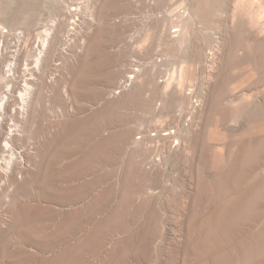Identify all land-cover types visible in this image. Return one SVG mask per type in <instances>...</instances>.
I'll return each mask as SVG.
<instances>
[{
  "label": "rangeland",
  "instance_id": "1",
  "mask_svg": "<svg viewBox=\"0 0 264 264\" xmlns=\"http://www.w3.org/2000/svg\"><path fill=\"white\" fill-rule=\"evenodd\" d=\"M94 1L95 19L89 0H0L28 68L34 38L78 9L7 186L0 264H264V0H156L184 37L147 0Z\"/></svg>",
  "mask_w": 264,
  "mask_h": 264
},
{
  "label": "bare ground",
  "instance_id": "2",
  "mask_svg": "<svg viewBox=\"0 0 264 264\" xmlns=\"http://www.w3.org/2000/svg\"><path fill=\"white\" fill-rule=\"evenodd\" d=\"M88 1V0H87ZM151 4L155 5V21L157 26H160V29L162 32H168V33H176L175 36L182 37L186 30H183V28L179 25V21H183L182 19H179V13L175 18H171L170 22H167L163 17L165 12L160 10L158 8V5L160 7V4H156V0H147ZM161 1V0H160ZM71 6L75 5L74 1H70ZM101 5L100 1L97 2ZM127 3V2H126ZM84 5V4H83ZM96 5L95 1L89 0L88 4H86V12L88 14L89 18L95 19L98 14V6ZM163 5V3H162ZM102 6V5H101ZM168 7V6H167ZM132 9V8H131ZM179 9V8H178ZM67 10V9H66ZM65 10V11H66ZM77 8H69L66 11V22L65 23H57L56 20L53 22L52 26L50 28L45 29V34L41 33L44 37L34 38L33 48L36 52V57L34 59V64L32 67L28 68L26 64L23 62V55H22V49L21 45H24L25 41L22 40V37L24 36H18L16 40L13 42L11 39L6 38L4 39L3 34L0 33V37H3V47H2V53L4 56L3 62L0 65V72L3 74V76L8 77L10 82L7 84L6 93L3 96H0V209L1 207H5V200L7 199V186L12 183V180L14 182H18L21 177H23V168L26 166V157L24 156L23 152L27 149V145L34 140H31L32 131L34 129H29L28 127H31L34 120V109L39 104L38 101V88L39 83L43 75L47 72V68L50 65V62L53 61V57L56 55L57 51L59 50L60 46L64 43V41L67 39V36L71 33V31L74 29L76 25V19L75 16L77 13ZM150 10V9H149ZM102 11V10H101ZM100 12V15L104 12ZM179 11V10H177ZM182 12V11H181ZM154 13V12H153ZM105 14V13H103ZM99 15V14H98ZM187 15V14H186ZM124 16V15H123ZM185 20V19H184ZM64 22V21H63ZM51 23V22H50ZM51 25V24H50ZM150 28V27H149ZM153 28V26H152ZM173 28L175 30H173ZM155 29V27H154ZM73 32V31H72ZM31 33V32H30ZM167 33V34H168ZM187 34V33H186ZM30 35V34H29ZM166 35V34H165ZM35 36V35H33ZM38 36H40L38 34ZM163 36V35H162ZM168 36V35H167ZM30 37V36H29ZM42 37V36H41ZM176 37V38H177ZM184 37V36H183ZM131 39L133 37H130ZM175 38V39H176ZM250 39V38H249ZM125 40V39H124ZM129 40L125 41L124 44L128 47ZM28 41V39H27ZM68 41V40H67ZM86 42V41H85ZM81 44L84 43V38L80 42ZM133 43V42H132ZM120 44V43H119ZM2 45V43H1ZM64 45V44H63ZM84 45V44H83ZM135 45V44H134ZM25 46V45H24ZM132 46V45H130ZM81 47V46H80ZM11 48H14L11 50ZM133 48V47H132ZM61 50V49H60ZM77 50V49H76ZM82 51V48H81ZM58 57V56H56ZM55 57V58H56ZM54 58V59H55ZM133 60V59H131ZM56 61V60H55ZM134 61H136L134 59ZM153 62V61H151ZM52 64V63H51ZM54 64V63H53ZM132 66L129 68V72L134 73V75L129 76L130 78H127L126 81H130L132 84V78H134L135 74L138 73V68L135 69ZM129 66V65H128ZM149 66V65H148ZM261 66V65H260ZM251 70V69H250ZM50 71V70H49ZM261 73V72H260ZM47 74V73H46ZM48 75V74H47ZM141 75V74H140ZM45 77V76H44ZM211 77V76H210ZM50 78V77H49ZM32 80V81H30ZM46 80V79H45ZM44 81V80H42ZM121 83V82H119ZM129 83V84H130ZM44 84V83H42ZM129 84L124 85V88L127 87ZM45 85V84H44ZM43 87V86H42ZM57 87V86H56ZM120 87V86H119ZM123 87V86H122ZM61 88V87H60ZM40 89V88H39ZM52 90V89H51ZM50 90V91H51ZM63 94L66 96L67 100L72 104L74 102L73 96L74 94L71 93L70 88L68 87V84L66 83L63 85ZM41 92L42 91L41 89ZM18 93L19 97V104L15 105L12 103L14 100L15 94ZM52 93L55 94V92ZM58 93V92H57ZM51 94L50 92L48 95ZM151 94V93H150ZM47 96V94H45ZM53 95V94H51ZM58 95V94H56ZM62 95V94H59ZM63 95V96H64ZM41 96V95H40ZM43 96V95H42ZM41 96V98H42ZM62 96V97H63ZM49 97V96H48ZM47 97V98H48ZM60 97V96H59ZM104 97V96H103ZM40 98V97H39ZM46 98V97H45ZM54 98V97H53ZM65 98V99H66ZM134 98V97H133ZM44 99V98H43ZM56 99V98H55ZM60 99V98H59ZM53 100V99H52ZM49 101V100H48ZM66 102V100H64ZM44 102V101H43ZM53 102V101H51ZM49 101V103L51 104ZM56 102V101H54ZM46 103V102H45ZM57 104V103H56ZM68 104V102H67ZM66 104V105H67ZM46 105V104H45ZM49 105V104H47ZM54 104H52L53 106ZM40 108V107H39ZM50 108V107H49ZM41 109V108H40ZM45 109V108H44ZM39 110V109H38ZM55 110V109H54ZM37 111V110H36ZM38 113V111H37ZM40 115V114H36ZM62 115V114H61ZM64 115V114H63ZM37 117V116H36ZM41 117V115H40ZM43 118V117H42ZM36 119V118H35ZM39 119V118H38ZM37 120V119H36ZM36 122V121H35ZM33 126V125H32ZM36 126V125H35ZM34 126V127H35ZM102 126V125H101ZM22 127V129L20 128ZM52 128V126L50 127ZM55 129V128H54ZM150 130V129H149ZM35 131V130H34ZM38 131V129H37ZM41 133L43 134L44 129H40ZM59 133V132H58ZM122 133V132H121ZM38 134V133H37ZM41 134V135H42ZM54 134V133H53ZM65 134V133H64ZM166 133L165 135H167ZM44 135L45 132H44ZM49 135V134H48ZM146 135V134H145ZM38 137V135H36ZM53 135H51L52 137ZM169 136V135H168ZM167 136V137H168ZM36 137V139H37ZM42 138V136H40ZM46 137V136H45ZM50 137V138H51ZM67 137V136H66ZM163 137V136H162ZM161 137V138H162ZM140 138V137H139ZM40 139V138H39ZM54 140V139H53ZM40 141V140H39ZM52 141V140H51ZM20 142V144H23V148L17 147V143ZM38 142V141H37ZM42 142H45L42 141ZM49 142V141H46ZM53 142V141H52ZM39 143V142H38ZM37 143V144H38ZM106 143V142H105ZM127 143V142H126ZM135 143V142H134ZM40 144V143H39ZM42 144V143H41ZM50 144V143H49ZM53 144V143H52ZM158 144V143H157ZM30 145V144H29ZM44 145V144H43ZM42 146V145H41ZM46 146V145H45ZM49 146V145H48ZM138 146V145H137ZM31 147V146H30ZM36 147V146H35ZM51 147V146H50ZM166 147V146H165ZM37 148V147H36ZM39 148V147H38ZM114 148V147H113ZM44 149V148H43ZM55 149V148H54ZM150 150V149H149ZM37 151V149H36ZM49 151V148H48ZM54 151V150H53ZM120 151V150H119ZM140 151V150H139ZM28 152V150H27ZM34 153H36L34 151ZM45 153V152H44ZM47 153V152H46ZM53 153V152H52ZM42 154V153H41ZM64 154V153H63ZM36 155V154H35ZM51 155V154H50ZM44 156V155H43ZM42 157V156H41ZM36 158V157H35ZM45 158V157H44ZM38 160V157L36 158ZM33 160V159H32ZM43 160V159H42ZM40 161V160H39ZM47 161V160H46ZM35 162V161H33ZM43 161H41L42 163ZM45 162V160H44ZM64 163V162H63ZM103 163V162H102ZM28 164V163H27ZM40 164V163H39ZM43 164V163H42ZM29 166V164H28ZM37 166V165H34ZM77 166V165H76ZM98 167V166H97ZM29 168V167H28ZM27 170V169H26ZM42 170V169H41ZM39 171V169H38ZM28 173V172H27ZM153 174V173H152ZM27 176V174H26ZM39 176V175H38ZM36 176V177H38ZM30 177V175H29ZM26 178V177H25ZM28 178V177H27ZM60 178V177H59ZM23 179V178H22ZM21 179V180H22ZM34 179V178H33ZM33 179H30L33 181ZM37 179V178H36ZM39 179V178H38ZM37 179V180H38ZM55 180V179H54ZM39 181V180H38ZM36 182V181H34ZM55 182V181H54ZM59 182V181H58ZM64 183V182H63ZM32 184V183H30ZM34 184V183H33ZM35 185V184H34ZM16 185L14 184V187ZM29 186V184H28ZM36 186V185H35ZM101 186V185H100ZM22 187V186H21ZM33 187V186H32ZM98 187V186H97ZM12 188V187H11ZM19 188V187H18ZM78 188V186H77ZM10 189V188H9ZM8 189V190H9ZM16 189V188H15ZM34 189V188H33ZM37 189V188H36ZM14 191V190H13ZM20 191V190H19ZM16 194V193H15ZM10 196V195H9ZM12 196V195H11ZM10 196V197H11ZM13 198V197H12ZM13 201V199H10ZM10 204V203H9ZM11 206V205H10ZM7 208V205H6ZM9 209V208H8ZM10 210V209H9ZM79 210V209H78ZM1 211V210H0ZM10 213V212H9ZM73 213V212H72ZM79 213V212H78ZM1 214V213H0ZM3 214V213H2ZM13 214V212H12ZM11 216V215H10ZM16 216V215H15ZM14 215L12 217L16 218ZM1 218V217H0ZM56 218V217H55ZM2 219V218H1ZM0 219V227L3 223ZM7 219V218H6ZM11 219V218H9ZM14 220V219H12ZM10 221V220H9ZM8 223V222H7ZM15 223V222H14ZM4 224V223H3ZM8 225V224H7ZM9 226V225H8ZM14 226V224H12ZM6 227V226H4ZM16 229L17 227H13ZM10 229L12 227L10 226ZM18 229V228H17ZM12 231V230H9ZM8 231V232H9ZM16 231V230H15ZM14 232V230H13ZM6 233V232H5ZM9 233H7L8 235ZM14 234V233H13ZM17 235V234H16Z\"/></svg>",
  "mask_w": 264,
  "mask_h": 264
}]
</instances>
